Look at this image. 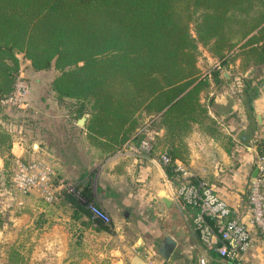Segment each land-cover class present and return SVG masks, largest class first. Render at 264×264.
<instances>
[{
  "label": "trees",
  "instance_id": "16d2710c",
  "mask_svg": "<svg viewBox=\"0 0 264 264\" xmlns=\"http://www.w3.org/2000/svg\"><path fill=\"white\" fill-rule=\"evenodd\" d=\"M200 46L220 68L198 66ZM19 54L34 72L58 71L50 82L56 102L72 100L76 120L89 113L84 130L101 154H116L147 118L149 134L139 137L150 135L154 150L162 128L164 154L186 161L194 124L227 140L201 103L211 79L221 85L222 69L236 59L242 71L264 67V0H0V102L14 89ZM13 142L0 122V180L11 186ZM257 152L264 156V137ZM45 214L35 228L48 222Z\"/></svg>",
  "mask_w": 264,
  "mask_h": 264
},
{
  "label": "crops",
  "instance_id": "0c3cea01",
  "mask_svg": "<svg viewBox=\"0 0 264 264\" xmlns=\"http://www.w3.org/2000/svg\"><path fill=\"white\" fill-rule=\"evenodd\" d=\"M207 59L209 67L212 66V60L215 63L218 62L210 54ZM198 66L208 72L199 63ZM254 71L255 67L242 71L240 60L236 59L235 62H230L222 69L224 81L221 85L218 86L211 79V89L201 95V103L207 107L209 116L217 125L218 130L227 136V140L215 139L206 129L194 124L192 131L184 139L188 146L187 160L175 159L177 163L187 167L198 179L207 182L220 198L231 205L236 212L235 215L251 230L252 246L238 261L223 259L213 250L208 249L201 241L194 226L193 218L196 209L188 207L182 210L180 208L175 198L177 183L168 177L166 169L159 162L153 160L166 151L163 143L157 144L159 139L165 137L162 128L153 133V138L156 136L154 142L156 146L150 157L115 154L109 156L101 154L92 144H87V148L97 153V157L93 160L82 159L81 161L78 159L69 161L65 159L64 161L59 158L60 155L58 157L46 156L44 155L46 148L42 143L39 145L31 143L32 141L24 138L22 131H19L11 149L13 157L28 160L32 155H43L48 163L53 165L57 184L73 182L88 201H96L100 207H105L107 210L112 206L117 207L118 210L129 209L130 202L135 201L147 203L162 211L161 214L153 213V218L163 220L164 224L161 223L157 228L151 227L148 239L140 233L135 235L133 232L132 234L135 228H129L125 233L118 222L114 224V227L107 229L95 225L85 228L88 234L95 232L97 235V240L93 243L97 248V258H83L80 264H149V258L152 259L153 240L151 238L159 233L161 235L158 243L167 234L176 241L175 249L166 264H169L174 256L185 264H198L201 257L206 258L208 264H264V237L251 224L248 202L249 187L256 176L259 159L257 141L264 137V99H261V96L256 100L253 96H249L248 91V86L254 79ZM249 72L252 76L250 75V79H244L247 87H243L237 82L238 75L249 74ZM225 89L236 99L238 109L230 116L223 118L222 113L228 112L231 108L230 102L222 105L217 101ZM92 161L96 163L92 165ZM3 165L4 160L0 157V170ZM67 193L66 190H62L61 197L52 205L42 199L49 207L55 208L49 218L53 223L49 226L56 231V234H61L62 229L66 230L65 234L67 233V228L60 226L61 222L58 221L75 220L73 217L77 212L76 220L79 221H76V224L81 227L82 222L87 223L88 216L84 214L87 207L72 195L68 194L69 198L65 197ZM163 198H167L169 204H166ZM40 211L43 212L39 215L47 214V210ZM129 214L125 212L123 215L126 224L129 223ZM46 224L42 229H46ZM78 229L79 227L76 228ZM85 230L82 229L81 232ZM138 230H140L138 232H143L142 228ZM145 231L144 233L147 234V230ZM190 256H193V259L189 260ZM161 264H164L163 259Z\"/></svg>",
  "mask_w": 264,
  "mask_h": 264
},
{
  "label": "rangeland",
  "instance_id": "374dc122",
  "mask_svg": "<svg viewBox=\"0 0 264 264\" xmlns=\"http://www.w3.org/2000/svg\"><path fill=\"white\" fill-rule=\"evenodd\" d=\"M191 29L194 33V25L191 26ZM208 54L207 48L200 46L198 63L204 70L209 69ZM17 57L19 59V71H22L29 83L27 106L26 108L15 110L1 106L0 122H4L5 126H9L13 130L14 138L22 131L24 138L32 141L31 143L36 145L42 143L46 148L44 154L46 156L54 155L58 157L60 155L59 158L64 161L65 159L68 161L72 159L80 161L82 159H95L97 153L87 148V144L91 143L84 130L89 116L85 124L79 126L75 121L76 112L74 110L76 107L73 106L74 102L66 100L59 104L51 91L50 82L58 74V71L52 67L47 71L34 72L30 62L24 60L22 54ZM217 63L213 60L211 61L212 66L219 68V63ZM263 69V66L255 67L253 72L254 79L251 85L248 86L249 96H253L256 100L261 96V99H264ZM250 75V72L249 74L238 75L239 79L237 82L243 87L246 86L244 79H250L252 76ZM86 114L89 113L83 115ZM2 117L4 120H2ZM146 120L147 118H144L143 123ZM80 131L83 133H77ZM29 158L43 159L48 162L43 155H32ZM94 163L96 161L91 162L92 165ZM51 166L53 168V165ZM63 185L68 192L67 194L82 201L87 209L90 210L91 216H88L87 219L90 226L85 225L83 227L82 225L80 227V225L76 224V221L79 220H60L58 221L61 222L59 225L63 228L66 227L68 234H65V229H62L63 232L61 234H56V231L49 226L50 223H53V221L49 220V217L46 229L39 230L35 228V223L42 221L38 216L40 212H43L40 210H47L46 212H49L47 214H52L55 208L45 204L37 193L22 195L13 186L2 179L0 180V264H80L81 260L86 257L96 259L97 248L93 243L97 240V235L95 232L93 233L94 235L88 234L85 228L93 227L94 225L100 228L98 221H96L99 218L94 216L98 212L108 218V222H103L99 219L107 228L114 227V224L118 222L125 233L129 228H135L136 230H133L132 234L133 232L135 235L140 233L146 239L150 237L151 227L155 226L157 228L161 223L164 224V221L160 220L159 216L157 217L159 220H154L153 218V213L161 214L162 211L151 207L147 203L131 201L129 209L118 210L117 207L112 206L107 210L105 207H100L96 201H88L73 182H63ZM125 212L130 213V217H128L129 223L127 224L123 216ZM77 227H79L78 230H76ZM70 228L71 230H69ZM138 228H142L141 231L143 232H138L140 231ZM82 229L85 231L81 232ZM145 230H147V234L144 233ZM160 235L161 233L159 235L156 234V236L154 234L151 238L153 240L152 259L151 257L149 258V264L162 263V259L157 253ZM192 257L190 256L189 260L193 259ZM169 264L185 263L180 262L177 256H174Z\"/></svg>",
  "mask_w": 264,
  "mask_h": 264
},
{
  "label": "built area",
  "instance_id": "2783aa9c",
  "mask_svg": "<svg viewBox=\"0 0 264 264\" xmlns=\"http://www.w3.org/2000/svg\"><path fill=\"white\" fill-rule=\"evenodd\" d=\"M262 77L264 78V69ZM28 91L29 83L20 71L15 79L13 91L1 100V106L13 110L26 108ZM150 122L147 120L115 155L150 157L153 151L152 138L150 135L139 137L140 134H149ZM153 160L159 162L163 168L172 167L177 173L176 179L172 180L177 183L175 198L182 210L188 207L196 209L193 222L204 245L223 259L236 261L242 258L252 246L253 235L249 227L235 215L231 205L220 198L207 182L198 179L187 167L172 161L166 154H160ZM11 181L18 193H37L50 205L54 204L61 197L62 190H65L63 182L56 183L52 166L38 158H17ZM248 202L251 224L264 237V156H259L257 174L249 187ZM96 215L94 214L103 222H108L104 214L98 212ZM198 264L208 262L206 258L201 257Z\"/></svg>",
  "mask_w": 264,
  "mask_h": 264
},
{
  "label": "water",
  "instance_id": "95a60500",
  "mask_svg": "<svg viewBox=\"0 0 264 264\" xmlns=\"http://www.w3.org/2000/svg\"><path fill=\"white\" fill-rule=\"evenodd\" d=\"M217 101L222 105H227L229 102L231 103L230 110L228 112L222 113L221 116L223 118L230 116L232 113H234L238 109L236 99L226 89L223 90V92L221 93ZM88 116L89 114L83 115L81 118L77 120V124L79 126H83ZM256 174H257V169H256ZM163 201L166 204H169V200L167 198H163ZM141 240L142 239L140 238V241ZM175 246H176V241L171 235H168V234L165 235L163 239L160 241L159 246L157 248V253L164 260V264H166L169 261L175 249Z\"/></svg>",
  "mask_w": 264,
  "mask_h": 264
}]
</instances>
